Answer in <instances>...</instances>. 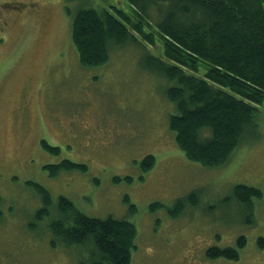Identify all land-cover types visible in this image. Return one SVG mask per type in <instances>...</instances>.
<instances>
[{
	"label": "rangeland",
	"instance_id": "374dc122",
	"mask_svg": "<svg viewBox=\"0 0 264 264\" xmlns=\"http://www.w3.org/2000/svg\"><path fill=\"white\" fill-rule=\"evenodd\" d=\"M9 1L18 6L0 12V264H97L89 243L67 245L49 231L59 195L89 216L132 221L130 264H264V97L254 130L221 165L207 167L185 156L168 127L176 105L152 63L164 42L154 23L143 28L157 44H122L105 63L83 66L66 8L114 4L127 12V1ZM148 153L155 163L142 172ZM62 158L87 170L49 176L43 165ZM28 181L49 189L48 214L37 218L42 201ZM236 184L261 194L243 205ZM188 195L194 202L170 215ZM214 245L237 246L239 256L207 257Z\"/></svg>",
	"mask_w": 264,
	"mask_h": 264
},
{
	"label": "trees",
	"instance_id": "16d2710c",
	"mask_svg": "<svg viewBox=\"0 0 264 264\" xmlns=\"http://www.w3.org/2000/svg\"><path fill=\"white\" fill-rule=\"evenodd\" d=\"M125 1L130 11L114 4L83 5L72 11L66 8L72 14L71 41L80 64L105 63L111 49L122 44H141L144 49V40L157 44L143 28L150 21L154 23L164 42L162 58L157 55L152 63L170 83L166 94L176 110L169 115L168 127L175 142L187 158L207 167L221 165L257 126V104H262L264 97V0ZM41 144L49 151L59 149L44 139ZM140 161L145 172L154 165V155L145 154ZM43 166L49 176L87 170L86 164L70 158ZM28 184L42 201L37 218L48 214L53 203L49 189L38 182ZM233 190L243 205L261 194L260 189L247 184H236ZM192 197H184V204L177 198L169 214L175 216L194 200ZM57 198L58 217L49 223V231L60 242L89 243L91 259L97 258V264H130L137 233L132 221L89 216L77 210L71 198ZM158 205L163 204L153 202L150 207ZM130 206L135 209V205ZM173 209H177L175 213H171ZM243 243L244 237L239 236L237 244ZM206 256L235 260L239 255L237 246L214 245L207 248Z\"/></svg>",
	"mask_w": 264,
	"mask_h": 264
},
{
	"label": "flooded vegetation",
	"instance_id": "af4514ba",
	"mask_svg": "<svg viewBox=\"0 0 264 264\" xmlns=\"http://www.w3.org/2000/svg\"><path fill=\"white\" fill-rule=\"evenodd\" d=\"M17 6H18V3L15 1H9V0L2 1V0H0V12L6 11L8 8H11V9L16 8Z\"/></svg>",
	"mask_w": 264,
	"mask_h": 264
}]
</instances>
